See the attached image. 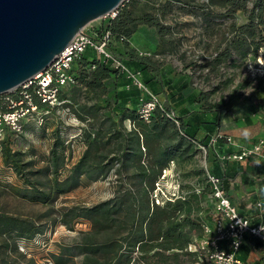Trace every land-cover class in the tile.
I'll return each mask as SVG.
<instances>
[{
	"label": "trees",
	"instance_id": "16d2710c",
	"mask_svg": "<svg viewBox=\"0 0 264 264\" xmlns=\"http://www.w3.org/2000/svg\"><path fill=\"white\" fill-rule=\"evenodd\" d=\"M176 8L196 15L205 33L216 35L217 40L209 58L199 63L189 61L183 66L184 73L174 81V88L186 85L194 66L200 70L205 67L212 69L236 56L256 57L260 49L264 48V0H123L116 8L114 17L107 18L97 28H90V31L94 30V38L99 39L109 30L108 51L131 70L141 71L145 87H150L149 83L152 84L153 80L150 73L161 72L158 59L136 52L129 46L130 39L140 24H146L156 28L159 44L163 45L175 31L174 24L165 21L166 15ZM237 10L242 13L241 21L236 16ZM71 72L75 82L68 89L60 91L59 98L67 100L60 105L69 106L75 112L82 110L91 118L88 123L91 127L85 128L81 135L84 150L78 160L65 169L66 174L61 176L69 157L64 152V141L56 138L50 149L49 162L43 171L46 174L45 181H42L34 176L42 169L25 170L26 163L22 161L21 153L11 149L7 140L1 141L2 159L22 180L20 186H10L9 191L44 206L76 187L82 175L94 181L106 177L115 162L121 165L117 172L130 166L129 184H121L114 196L91 206L73 205L59 209L58 215L51 219L52 224L60 222L72 229L79 217L92 222V229L76 246L77 252L83 254L82 264H97L101 261L99 259H102L99 264H129L128 254L135 250L141 253V258L157 257L156 262L167 258L178 260L179 256L187 255L195 264L197 253L187 251L186 247L194 236H200L201 223L208 217V214L203 218L199 215V210H202L196 202L199 201V194L193 192L187 197L180 193L168 198L162 197L159 203H155V183L158 182L161 170L179 153L192 145L208 148L214 144L222 156L213 159L209 172L219 176L224 185L227 174L222 166L227 161L225 155L231 153L230 148L222 149L225 141L221 135H215L212 141L214 137L205 131L216 122L222 104L217 102L203 108L205 113L215 112V120L208 117L203 119L206 129L194 124L193 118L184 119L183 114H187V110L171 118L168 105H156L148 120H144L137 117V108L151 96L133 84L131 78L114 68L111 60L98 58L92 47L86 48L75 58ZM256 78L258 81L254 92L262 99L264 77ZM165 83L171 84V78H167ZM76 90L83 91V103L78 102ZM104 97L102 101L109 107V114L102 119L98 111L102 108L99 102ZM188 100L197 101L198 98L190 95ZM115 115L119 116V123L125 119L130 120L133 128L125 133L121 123L122 129H117L114 125ZM80 117L84 119L82 115ZM165 137L170 138H167L170 141L176 138V141H165ZM110 141L114 143L111 149L107 148ZM110 152L112 154L109 156ZM209 191L205 178L199 193L205 196ZM44 225L43 222L36 223L32 218L0 211V234L10 237L14 245L16 238H31L41 233ZM99 233L102 240H94ZM8 238L0 247V264H13L5 254L9 246ZM56 261L64 263L62 259Z\"/></svg>",
	"mask_w": 264,
	"mask_h": 264
},
{
	"label": "rangeland",
	"instance_id": "374dc122",
	"mask_svg": "<svg viewBox=\"0 0 264 264\" xmlns=\"http://www.w3.org/2000/svg\"><path fill=\"white\" fill-rule=\"evenodd\" d=\"M236 16L238 21L243 20L241 11L237 10ZM103 21L100 18L91 20L85 25V30L97 28ZM165 21L174 24L175 31L163 45L159 44L156 28L146 24H140L135 35L130 39L129 46L136 52H145L154 59H158L161 72L150 73L149 76H153V80L152 84L149 83L150 87H146L149 92L147 94H152L163 107L168 105L171 109L170 117L173 119L176 115H181L187 110L188 112L185 113L186 115L183 114V118H193L194 124L203 129H206L202 123L203 119L208 117L215 120V112L205 113L203 108L220 102L222 105L216 122L205 131L214 137L212 141H214L215 135H221L225 141L222 149L229 147L231 153L240 150L241 146L249 147L259 137L264 136V133L260 135L261 128H264V98L260 99L254 92L258 81L256 77H264V48L260 49L256 57L236 56L233 60L212 69L205 67L200 70L194 66L193 73L187 79L186 85L174 88L172 87L173 83L184 73L183 66L185 64L189 61L203 62L205 58L211 56L210 54L216 47L217 36L205 33L200 19L193 13L182 9H174L171 14L166 15ZM167 78H171V84L165 83ZM75 95L79 103L85 101L82 90H76ZM190 95L198 100L189 101ZM105 98L99 102L102 108L98 112L102 114V119H105L109 114V107L102 101ZM88 103H92V101H88ZM79 112L84 119L80 117ZM79 112H75L69 106L60 105L49 111L44 116L43 122L39 123L28 118L24 121L21 132H8L6 136L0 138V211L13 216L32 218L36 223L43 222L45 224L43 231L31 238H16L15 245L10 237L0 234V247L3 246L5 239L9 240L5 254L10 257L13 264H59L56 259H62L64 261L62 264H82L83 254L77 252L76 246L90 232L92 222L79 217L75 220L73 228L69 229L60 222L52 224L51 219L58 215L59 209L73 205L91 206L96 202L109 199L116 194L121 184L127 186L130 182L128 174L131 167L127 166L126 169L117 172V168H120L121 165L115 162L106 177L93 181L82 175L76 187L62 193L51 204L44 206L9 191L10 186H20L22 180L2 159L1 141L7 140L11 149L21 153L22 161L26 163L25 170L29 168L42 169L34 176L45 181L46 174L44 175L43 171L49 162L50 149L56 138L62 139L65 145L64 152L66 157H69L61 171V176H64L65 169L78 160L85 148L84 141L81 139L83 130L91 127L88 124L91 121L89 115L82 110ZM114 120L117 129H122L121 123L123 124L124 130L122 131L125 133L133 128V123L128 119L119 123L120 118L115 115ZM105 121L107 122V119ZM106 122H104L105 125L108 124ZM94 126H96L95 123ZM256 128L259 129V133L257 132L256 137H253L252 129ZM167 138L165 137L164 140L171 143L176 141V138L171 141L168 140L170 138ZM213 145L210 144L208 148H204L196 144L179 153L166 168L161 170L158 179L159 187L167 196L181 193L188 197L193 192L199 194L197 197L199 201L196 202L199 203L200 209L202 208L199 210V215L202 218L207 214L209 203L206 202V195H200L199 192L204 186L213 159L222 156V153ZM113 146V141H110L107 148L111 149ZM111 154L110 152L109 156ZM251 158L253 157L241 161L227 159L222 166L227 174L224 185L227 184L226 180L229 176H237L239 182H243V179L245 180L249 176L253 177L254 174L257 176L264 174V168L260 165H252ZM47 173L51 175L49 171ZM257 182H264V179H258ZM228 185L230 186V184ZM261 196H264V192L259 193L257 198H261ZM96 239L102 240L100 233L96 234L94 240ZM99 257L102 258L101 255ZM128 258L130 259L129 264H194L187 255L179 256L178 260L167 258L165 261L156 262L157 257L141 258V253L138 250L129 252ZM99 260L101 261L97 264L102 262V259Z\"/></svg>",
	"mask_w": 264,
	"mask_h": 264
},
{
	"label": "built area",
	"instance_id": "2783aa9c",
	"mask_svg": "<svg viewBox=\"0 0 264 264\" xmlns=\"http://www.w3.org/2000/svg\"><path fill=\"white\" fill-rule=\"evenodd\" d=\"M116 13L117 9L100 19L105 21L109 17H114ZM85 28L77 32L42 71L10 92L0 93V138L6 136L8 132H21L23 123L28 118L39 123L43 122L44 116L52 110L51 108L67 101L59 98L60 91L74 84L72 64L75 58L88 47L95 50L98 58L111 60L114 68L131 78L132 83L139 89L142 88L148 92L142 81L141 71L131 70L108 51L106 46L109 30L105 31L99 39H95L94 30L86 31ZM142 54L147 55L145 52ZM149 95L150 99L143 100L137 108V117L140 119L148 120L156 105H160L152 94ZM225 157L234 161L254 157L264 164V136L258 138L249 147L241 146L240 150L229 153ZM206 183L210 187L209 193L205 196L206 202L209 203L208 217L201 223L200 236H194L186 249L197 253L198 260L195 264H243L239 249L247 236H254L264 241V221L254 224L249 217L241 214L238 207L230 200L219 176L208 171ZM155 187L153 195L155 203H159L162 197H169L159 187V182L155 183Z\"/></svg>",
	"mask_w": 264,
	"mask_h": 264
},
{
	"label": "water",
	"instance_id": "95a60500",
	"mask_svg": "<svg viewBox=\"0 0 264 264\" xmlns=\"http://www.w3.org/2000/svg\"><path fill=\"white\" fill-rule=\"evenodd\" d=\"M123 0H0V93L47 67L90 23Z\"/></svg>",
	"mask_w": 264,
	"mask_h": 264
},
{
	"label": "crops",
	"instance_id": "0c3cea01",
	"mask_svg": "<svg viewBox=\"0 0 264 264\" xmlns=\"http://www.w3.org/2000/svg\"><path fill=\"white\" fill-rule=\"evenodd\" d=\"M252 130V136L256 137L259 129ZM261 130L260 135L264 133V128H261ZM251 159L252 165H260L264 168V164L261 163L260 159L254 157ZM255 175L243 179L244 183L239 182L237 176H229L226 185L230 184V186L226 187L225 185V187L230 200L238 207L239 212L249 217L252 223L259 224L264 221V196H261V198H257V196L259 193L264 192V182L260 183L257 180L264 179V174H261V176ZM239 250L243 264H264V241L261 239L247 236Z\"/></svg>",
	"mask_w": 264,
	"mask_h": 264
}]
</instances>
